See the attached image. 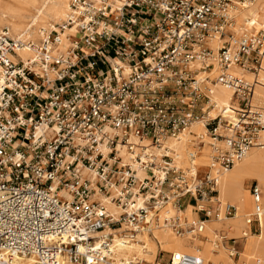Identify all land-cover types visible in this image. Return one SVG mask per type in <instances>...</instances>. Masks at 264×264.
<instances>
[{"label": "built area", "instance_id": "obj_1", "mask_svg": "<svg viewBox=\"0 0 264 264\" xmlns=\"http://www.w3.org/2000/svg\"><path fill=\"white\" fill-rule=\"evenodd\" d=\"M252 2L69 0L57 29L44 31L38 45L28 43L35 58L26 61L15 58L20 44L0 33L2 261L33 255L54 264L59 251L71 263L133 264L114 258L115 235L127 243L161 223L177 236L195 237L204 221L219 218L214 175L196 168L195 152L187 167H177L165 141L202 122L205 135L225 145L211 144L207 168L229 169L257 140L264 118L247 112L250 84L228 73L232 66L254 73L264 60V29L236 39L230 29L232 7ZM65 29L73 33L60 51ZM215 37L223 41L214 53L208 41ZM213 62L220 72L205 81L232 88L245 112L231 124L220 113L209 115L210 91L197 79ZM197 140L202 147V136ZM249 190L258 203L257 183ZM102 196L120 210L117 216ZM189 204L201 216L196 221L159 219L168 206L180 212ZM222 209V218L235 216L233 205ZM259 223L254 212L246 232L258 233ZM217 234L214 247L232 242L228 264H235L238 238ZM168 260L213 264L187 253Z\"/></svg>", "mask_w": 264, "mask_h": 264}, {"label": "bare ground", "instance_id": "obj_2", "mask_svg": "<svg viewBox=\"0 0 264 264\" xmlns=\"http://www.w3.org/2000/svg\"><path fill=\"white\" fill-rule=\"evenodd\" d=\"M68 5L69 0H0V33L6 30V34L15 40L17 44H20L15 46L14 49L17 54L22 56L24 61L29 58L33 59L35 58L34 48L30 47L28 43L38 45L44 31H49L52 28L57 29L56 24L65 18ZM231 15L234 20L230 27L233 38L236 39L244 33L255 34L260 29H264V0H254L246 7L242 5L232 7ZM72 33L73 29H65L61 32V41L56 47L57 50L64 51L66 49L68 46L66 37ZM222 41L223 39L217 37L208 41L214 53L220 47ZM12 58L15 60L14 57ZM213 64L214 66L209 72H199L197 79L202 89L207 87L210 91L209 97L214 106L209 110V115L220 113L231 124L238 121L237 113L245 112L236 104L232 88L219 82L205 81L206 76L213 79L220 72L217 63L213 62ZM192 66L199 67L200 64L196 62ZM228 73L232 76L242 77L250 84L251 98L248 102L247 112L260 111L264 118V60L261 61L258 70L254 73L239 69L237 66L230 67ZM204 135L205 128L202 122H196L178 139L168 138L165 141V145L174 151L173 162L177 167H187L189 165V153L195 152L194 163L196 168L198 169L201 166L207 168L210 164L211 144L225 147L223 142L216 143L211 139L204 138ZM198 136L203 138L204 144L202 147H197ZM208 170L215 177V187L218 191L217 199L219 200L221 213L219 218L211 217L203 222L204 228L200 236L205 237L206 240L202 243L201 250L184 247L167 226H163L161 223L159 225L150 223V233L140 232L134 240L127 243H122L120 237L115 235L111 247L114 258L124 260L127 263L133 262V264H137L141 260L151 263L159 250H167L172 253L187 254H197L191 252H198L205 263L228 264L233 262L229 254H226L222 249H218L217 253L212 251L215 248L212 246H214L213 241L217 238V232L222 231L223 233H229L231 235V237L228 235L229 238L239 239L245 234L242 239V249L238 259L234 262L235 264H264V128L260 131L253 146L231 168L218 166L212 169L207 168L206 171ZM138 174L141 175V172H138ZM250 179L255 180L260 189L261 195L258 203L253 201L249 192L247 181ZM101 199L109 213L116 216L120 213V210L108 198L102 196ZM225 204H231L236 208L235 216L222 218V208ZM173 210L172 207L168 206L159 213V219L173 216ZM254 212L259 214V232L249 233L246 232L248 228L246 219L251 217ZM175 215L180 216L181 219L183 218L182 220L187 218L190 222L197 220L195 208L192 206H188L185 212L184 210L176 211ZM186 236V239L201 244L198 239L200 236ZM63 239H66V236ZM54 256V260H57V263L54 264H80L65 261L59 251H56L53 254ZM4 262H7L6 264H52L46 258L39 259L33 255L16 256L8 261L0 259V264H5Z\"/></svg>", "mask_w": 264, "mask_h": 264}, {"label": "rangeland", "instance_id": "obj_3", "mask_svg": "<svg viewBox=\"0 0 264 264\" xmlns=\"http://www.w3.org/2000/svg\"><path fill=\"white\" fill-rule=\"evenodd\" d=\"M15 58H16V60H19V59H23L22 58V56H20L19 54H16L15 55ZM235 102V101H234ZM212 116V115H211ZM199 135V134H198ZM204 138H206V139H209V138H207L206 136H204ZM200 166V165H199ZM198 170H200V171H206L207 170V168L206 167H204V166H201V167H199L198 168ZM254 183H257L255 180H253V179H250V180H248L247 181V186H248V188L250 189V186L251 185H253ZM249 192H250V190H249ZM263 194V193H262ZM176 214V211H174L173 210V215H175ZM183 219V218H182ZM184 220H186V221H188V222H190V220L189 219H187V218H185ZM174 233V232H173ZM254 233V232H253ZM175 234V233H174ZM225 236H226V238H229V237H231V235L229 234V233H223ZM228 235H229V237H228ZM175 236H176V238L179 240V242L183 245V246H185V245H188L189 243H190V241L192 242V240H190V239H186V235H183V236H177L176 234H175ZM242 243H243V241H242V239H238L237 240V244L236 245H234V249H237V251H238V257H239V253H240V251H241V249H242ZM212 247H214V246H212ZM225 247H227V249L228 250H224V248L221 246V247H218V249H222L226 254H228L229 253V251L230 250H232V248H233V244H232V242H230V241H228L227 242V244H226V246ZM214 249H216V248H214ZM170 253V252H169ZM172 253V252H171ZM170 253V254H171ZM168 253L167 252H165V251H158L157 252V254H156V256H155V259L151 262V263H145L144 261L142 262V264H168Z\"/></svg>", "mask_w": 264, "mask_h": 264}, {"label": "crops", "instance_id": "obj_4", "mask_svg": "<svg viewBox=\"0 0 264 264\" xmlns=\"http://www.w3.org/2000/svg\"><path fill=\"white\" fill-rule=\"evenodd\" d=\"M188 206H192L191 204H189ZM188 206H186V208L188 207ZM193 207V206H192ZM186 208L184 209V212L186 211ZM196 217H197V219L198 218H200L201 216H200V214H198V213H196ZM200 241H201V244H196V241L194 242V240H192V242L190 241V243L188 244V245H185L184 247H186V248H188V249H193V250H195V249H197V250H201L202 249V247H203V244L202 243H204L205 242V240H206V238L205 237H199L198 238ZM226 245H224V246H222L223 248H224V250H228L227 249V247H225ZM218 248H216V249H214V250H212L214 253H217L218 251ZM160 251H162V250H160ZM163 251H165V252H167L168 253V255L170 256V251H167V250H163ZM170 252V253H169ZM191 253H197L198 254V252H191ZM229 254V253H228ZM169 256H168V259H169ZM155 259V258H154ZM167 259V260H168ZM142 262L144 261V260H141ZM169 261V260H168ZM142 262L140 263V264H142ZM145 262V261H144ZM146 263V262H145Z\"/></svg>", "mask_w": 264, "mask_h": 264}]
</instances>
